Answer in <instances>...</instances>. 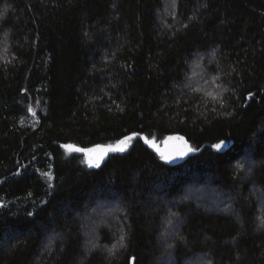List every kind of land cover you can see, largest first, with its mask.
Here are the masks:
<instances>
[{
    "label": "trees",
    "instance_id": "obj_1",
    "mask_svg": "<svg viewBox=\"0 0 264 264\" xmlns=\"http://www.w3.org/2000/svg\"><path fill=\"white\" fill-rule=\"evenodd\" d=\"M262 196L264 0H0V264H264Z\"/></svg>",
    "mask_w": 264,
    "mask_h": 264
},
{
    "label": "rangeland",
    "instance_id": "obj_2",
    "mask_svg": "<svg viewBox=\"0 0 264 264\" xmlns=\"http://www.w3.org/2000/svg\"><path fill=\"white\" fill-rule=\"evenodd\" d=\"M41 104H42L41 98L34 99L33 100V104H32L34 111H37L39 109V107L41 106ZM168 139L169 138H167L166 140H164L163 142H160V143L159 142H154V141L152 143H153V145L155 147H163V146L165 147V145L168 143ZM130 144H131L130 140H127L125 145L123 146L124 150H126L130 146ZM187 145L190 147V145L188 143H187ZM93 164H91V165H93ZM199 194H201V193H199ZM199 194L194 196L197 200H201V201L205 202V204L209 202V204H210L209 206H213L215 208L217 207V205H220L221 202L224 200L221 197L219 198V200L218 199L216 200L214 194H212V195L207 194L206 191L202 192L201 196ZM260 201H261V205H262V207L264 209V196H262ZM106 207H108V208H106ZM117 213H118V211H117L115 206H105L104 208L100 207L99 211L90 212V215L92 216V221L94 220V224H93L94 227H99L100 225L104 224V222L106 221V219L108 217L109 218L110 217L117 218V216H118ZM93 216H95V217H93ZM89 221H90V219H89ZM169 228L172 229L170 231V234H173L174 230L176 229V221H172L170 226H169ZM85 236L87 238H89V240H91L94 236H96V232L93 231V234L90 233V232H86ZM173 236L172 235H169V236L167 235V237L170 238L171 240H172Z\"/></svg>",
    "mask_w": 264,
    "mask_h": 264
},
{
    "label": "snow or ice",
    "instance_id": "obj_3",
    "mask_svg": "<svg viewBox=\"0 0 264 264\" xmlns=\"http://www.w3.org/2000/svg\"><path fill=\"white\" fill-rule=\"evenodd\" d=\"M173 7H175V0H173ZM31 111V109H29ZM132 137H126L125 140L118 141L117 145L114 147L112 145L103 146V145H96L94 148H74L73 145H65L64 147L67 149H74L77 152H83L88 156L89 164L96 163V166H99V160L103 158V156L109 151H123L124 145L127 140H130ZM169 140H177L182 142L181 144L177 145L173 152L176 157H183L187 152L194 151L191 147L187 145L186 141H183V137H169ZM225 145V141H220L219 143L213 145V147L217 150H222L223 146ZM159 151V149H158ZM173 152H161V158L165 161H170L173 158ZM31 215V214H30ZM123 240V236L121 237Z\"/></svg>",
    "mask_w": 264,
    "mask_h": 264
},
{
    "label": "water",
    "instance_id": "obj_4",
    "mask_svg": "<svg viewBox=\"0 0 264 264\" xmlns=\"http://www.w3.org/2000/svg\"><path fill=\"white\" fill-rule=\"evenodd\" d=\"M128 137H138V138H142L146 143H148L151 147H154V145L145 137V136H143V135H141V134H135V135H132V136H128ZM174 143V144H176V145H179V144H181L182 142H180V141H177V140H169L168 141V143L167 144H170V143ZM65 145H72V144H64V146ZM117 145V143L115 144V145H113L114 147ZM74 146V145H73ZM74 148H80V147H77V146H74ZM155 149L158 151V149H159V151L158 152H173V150L172 151H170L169 149V147H167V146H163V147H158V148H156L155 147ZM111 152H114V151H109V152H107L104 156H103V158L102 159H100L99 160V162L98 163H104L107 159H108V157H109V154L111 153ZM188 152L183 156V157H176L175 156V154H174V152H173V158L170 160V161H168V162H170V163H173V164H178V163H181V162H183L184 160H185V158L188 156Z\"/></svg>",
    "mask_w": 264,
    "mask_h": 264
},
{
    "label": "flooded vegetation",
    "instance_id": "obj_5",
    "mask_svg": "<svg viewBox=\"0 0 264 264\" xmlns=\"http://www.w3.org/2000/svg\"><path fill=\"white\" fill-rule=\"evenodd\" d=\"M176 146V144H173L169 150L172 151Z\"/></svg>",
    "mask_w": 264,
    "mask_h": 264
}]
</instances>
